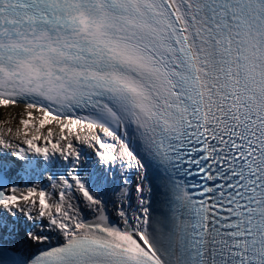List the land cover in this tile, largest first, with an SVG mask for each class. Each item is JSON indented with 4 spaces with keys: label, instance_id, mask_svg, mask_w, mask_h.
I'll return each instance as SVG.
<instances>
[{
    "label": "snow or ice",
    "instance_id": "6c2138e0",
    "mask_svg": "<svg viewBox=\"0 0 264 264\" xmlns=\"http://www.w3.org/2000/svg\"><path fill=\"white\" fill-rule=\"evenodd\" d=\"M0 264H264V0H0Z\"/></svg>",
    "mask_w": 264,
    "mask_h": 264
},
{
    "label": "bare ground",
    "instance_id": "6f19581e",
    "mask_svg": "<svg viewBox=\"0 0 264 264\" xmlns=\"http://www.w3.org/2000/svg\"><path fill=\"white\" fill-rule=\"evenodd\" d=\"M2 113H3V109H0V119H3Z\"/></svg>",
    "mask_w": 264,
    "mask_h": 264
}]
</instances>
